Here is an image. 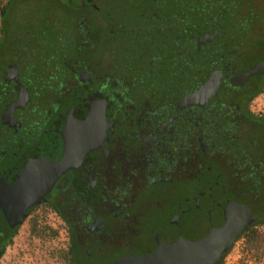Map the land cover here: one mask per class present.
Segmentation results:
<instances>
[{"label": "flooded vegetation", "instance_id": "flooded-vegetation-1", "mask_svg": "<svg viewBox=\"0 0 264 264\" xmlns=\"http://www.w3.org/2000/svg\"><path fill=\"white\" fill-rule=\"evenodd\" d=\"M67 2L82 9L67 13L79 18L76 31L0 61V245L21 227L35 237L47 229L64 237L65 264H110L199 241L211 227L228 231L246 208L254 221L220 264L264 210V146L249 136L264 139L254 105L264 95V43L249 39L251 6L231 29L192 34L173 22L133 37L86 12L90 0ZM90 14L106 35H90ZM2 208L23 209L10 221Z\"/></svg>", "mask_w": 264, "mask_h": 264}, {"label": "trees", "instance_id": "trees-1", "mask_svg": "<svg viewBox=\"0 0 264 264\" xmlns=\"http://www.w3.org/2000/svg\"><path fill=\"white\" fill-rule=\"evenodd\" d=\"M14 1L16 0L0 2V49L5 35V17L10 12ZM44 2L48 3V7L59 5L62 14L82 10L81 8L79 10L74 8L68 4L67 0H44ZM90 3L94 5V9L88 7L86 12L99 14L101 16L99 22H109L111 28L119 34L132 32L133 37H138V34L146 33V31H149V35L155 36L154 30L156 28L166 29L173 22L176 23V26L177 23H180V26H177L180 30L183 29L185 24V27H188L192 34L200 30L210 29L214 23H221L225 28L231 29L234 20L239 23L242 11L248 9L247 0H90ZM50 20L56 23L55 16L51 17ZM73 20L74 18L70 19V21ZM87 20L90 24L86 28L94 31L90 35L97 36L98 31L101 29H103L105 35L107 34V26L103 28L93 24L90 19ZM74 21L78 22L79 18ZM65 22L67 21L62 19L63 25L48 28L54 31L53 33H46L48 26L43 23L39 27L41 30L39 29V35L36 38L38 40L50 36L52 39H57L59 36L64 38L67 31H76L79 27L72 24L70 26L66 25ZM95 22H97V19ZM238 28L242 30L244 27L238 24ZM36 43L42 44V42ZM51 43L55 44L53 41ZM44 44H47V42L45 41ZM257 226H264V210L258 214ZM31 232H34L33 228ZM5 245H0V256ZM242 245L243 250L249 257L252 256L257 260L264 257V235L256 228L244 235ZM69 251L70 249L63 253V256L67 254L66 259Z\"/></svg>", "mask_w": 264, "mask_h": 264}, {"label": "rangeland", "instance_id": "rangeland-1", "mask_svg": "<svg viewBox=\"0 0 264 264\" xmlns=\"http://www.w3.org/2000/svg\"><path fill=\"white\" fill-rule=\"evenodd\" d=\"M6 1L0 0V2ZM13 3L10 12L5 17L6 42L2 44L0 49L1 62L9 61L10 53L26 56L25 54L35 51L36 36L39 35V27L43 25L44 20L55 16L56 26L58 24L63 25L62 19L66 20V24L70 26L71 16H68L67 13V15L62 14L59 5L48 7V3L44 0H16ZM249 5L254 12V18L249 19L250 22L248 23L251 28L249 39H258L264 43V0H253V3ZM242 13H247L246 9ZM89 19L95 21L96 16L90 14ZM48 31L47 28L46 33ZM248 35V33L243 35L247 40L246 43H248ZM25 59L27 57L24 58V61H26ZM27 61L31 60L27 59ZM254 105L256 110L264 111V95L256 100ZM249 136L250 140H254L257 146L261 145L260 141L264 146V139L259 136L257 131H252ZM262 179V186L257 195L263 200L264 177ZM256 229L264 235V226H257ZM36 233L35 237L25 227L19 228L13 240L5 245L0 256V264H65L63 261V253L66 247L64 237L61 235L53 236L47 229H38ZM242 243L243 240L237 242L220 264H264V257L260 260L254 259L252 256L249 257L243 250Z\"/></svg>", "mask_w": 264, "mask_h": 264}, {"label": "water", "instance_id": "water-1", "mask_svg": "<svg viewBox=\"0 0 264 264\" xmlns=\"http://www.w3.org/2000/svg\"><path fill=\"white\" fill-rule=\"evenodd\" d=\"M203 39H199L198 43L201 44ZM207 39H211V37H207ZM254 74L256 71L247 73L245 77ZM209 93V87L206 90L200 89L197 93L186 96L182 102L197 101ZM18 100L7 108V112L11 113L12 109L17 107ZM1 118L5 124L7 121L5 115H2ZM22 209L18 208L10 213L11 211L7 208H2V212L7 216V220L10 218L11 221L14 214L16 217L20 216ZM239 210H241L240 216L229 219L231 227L228 231H225L227 228L224 229V227L223 232L216 227H211L206 237L199 241L188 242L178 239L169 245L159 244L157 249L148 256L134 259L122 258L110 264H216L220 255L228 250L232 240L254 221L246 208Z\"/></svg>", "mask_w": 264, "mask_h": 264}]
</instances>
